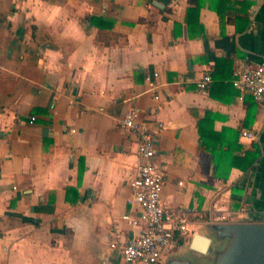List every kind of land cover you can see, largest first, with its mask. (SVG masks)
<instances>
[{
    "label": "crops",
    "instance_id": "obj_1",
    "mask_svg": "<svg viewBox=\"0 0 264 264\" xmlns=\"http://www.w3.org/2000/svg\"><path fill=\"white\" fill-rule=\"evenodd\" d=\"M262 58L264 0H0V264H125L110 243L138 230L121 220L137 139L115 126L131 104L163 123L161 201L187 218L164 262L219 215L264 216V104L231 82Z\"/></svg>",
    "mask_w": 264,
    "mask_h": 264
},
{
    "label": "built area",
    "instance_id": "obj_2",
    "mask_svg": "<svg viewBox=\"0 0 264 264\" xmlns=\"http://www.w3.org/2000/svg\"><path fill=\"white\" fill-rule=\"evenodd\" d=\"M158 73L146 75L148 90L158 100ZM212 82L209 71L198 78L196 85L200 92L206 94ZM232 85L240 92V100L249 94L258 104H264V58L256 63L246 59H236L233 69ZM33 120L34 117H31ZM115 126L124 134L137 139L138 154L141 159L134 177L130 180L132 195L130 208L122 214L121 220L131 228H137L130 237L116 230L110 247L116 250L125 264H163L169 253L176 231L181 236L188 233L187 218L178 211H169L161 201L165 173L155 161L156 141L163 123L155 122L151 128L147 122L140 120V109L131 104L124 115L116 120ZM241 136L254 139L256 134L242 130Z\"/></svg>",
    "mask_w": 264,
    "mask_h": 264
},
{
    "label": "water",
    "instance_id": "obj_3",
    "mask_svg": "<svg viewBox=\"0 0 264 264\" xmlns=\"http://www.w3.org/2000/svg\"><path fill=\"white\" fill-rule=\"evenodd\" d=\"M189 249L208 255L206 264H264V222H215L206 234L194 233ZM164 264H198L180 256Z\"/></svg>",
    "mask_w": 264,
    "mask_h": 264
},
{
    "label": "rangeland",
    "instance_id": "obj_4",
    "mask_svg": "<svg viewBox=\"0 0 264 264\" xmlns=\"http://www.w3.org/2000/svg\"><path fill=\"white\" fill-rule=\"evenodd\" d=\"M231 217H233V218H231ZM231 217L230 218L229 217L227 218L224 215H219L218 218H217V220H218V222H245V221L246 222H250L251 221V220H249L246 217H242L241 219H240V217H235V216H231ZM254 220L255 221H259V222H264V216L263 215H259V216L255 217ZM254 220H252V221H254ZM179 255H180V257L189 258V259L195 261L198 264H206L208 262V260L206 261V259H202V258H199V257L194 256V254L192 253V251L189 248H187V247H183L182 250H179ZM170 256H175V255H171L170 254L169 257ZM114 257H117L116 254L114 255ZM117 259H118V257H117Z\"/></svg>",
    "mask_w": 264,
    "mask_h": 264
},
{
    "label": "trees",
    "instance_id": "obj_5",
    "mask_svg": "<svg viewBox=\"0 0 264 264\" xmlns=\"http://www.w3.org/2000/svg\"><path fill=\"white\" fill-rule=\"evenodd\" d=\"M140 21H143V19H140ZM107 27L105 26H99L98 27V39H100L101 41H104V43L108 44L110 42L111 37L113 36L112 34L108 35L109 32L108 29H106ZM254 157H257V153H255ZM176 237V234L174 236V239ZM182 241V240H180Z\"/></svg>",
    "mask_w": 264,
    "mask_h": 264
},
{
    "label": "flooded vegetation",
    "instance_id": "obj_6",
    "mask_svg": "<svg viewBox=\"0 0 264 264\" xmlns=\"http://www.w3.org/2000/svg\"><path fill=\"white\" fill-rule=\"evenodd\" d=\"M105 264H111V263H109V262H106Z\"/></svg>",
    "mask_w": 264,
    "mask_h": 264
}]
</instances>
